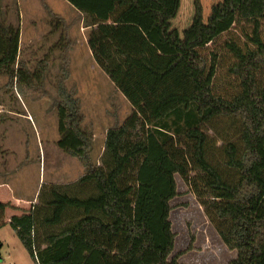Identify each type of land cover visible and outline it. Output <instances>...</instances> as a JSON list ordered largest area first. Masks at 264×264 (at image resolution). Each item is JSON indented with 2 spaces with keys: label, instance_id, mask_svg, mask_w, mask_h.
Instances as JSON below:
<instances>
[{
  "label": "trees",
  "instance_id": "trees-1",
  "mask_svg": "<svg viewBox=\"0 0 264 264\" xmlns=\"http://www.w3.org/2000/svg\"><path fill=\"white\" fill-rule=\"evenodd\" d=\"M65 1L90 28L94 62L132 112L106 131L94 164L79 101L65 87L71 43L63 45L57 146L85 173L70 184L42 185L37 204L8 222L12 207L0 202V229L8 225L36 264H184L178 261L183 252L172 255L169 221L178 175L222 244L236 253L227 264H264V0H222L206 23L193 0L182 39L168 31L174 11L164 0H149L154 7L139 0ZM241 22L252 28V47L228 45L233 82L217 92L215 62L205 49ZM19 38V25L0 9V76L25 96L46 63L33 73L22 67Z\"/></svg>",
  "mask_w": 264,
  "mask_h": 264
},
{
  "label": "rangeland",
  "instance_id": "rangeland-1",
  "mask_svg": "<svg viewBox=\"0 0 264 264\" xmlns=\"http://www.w3.org/2000/svg\"><path fill=\"white\" fill-rule=\"evenodd\" d=\"M164 1L169 11H174L168 21V31L175 30L182 39L183 31L191 25L194 16L193 0ZM199 1L206 23L211 7L222 0ZM139 2L142 6L154 7L149 0ZM0 9L9 23L19 27L21 23L20 65L33 73L46 63L41 81L33 82L36 87L29 95H19L14 82L11 83L7 75L0 76V186H3L0 200H10L6 194L11 188L14 203L20 207L19 212H13L21 215L37 204L42 185L70 184L85 173L77 159L57 146L58 118L54 101L63 45L68 41L71 43L67 51L69 77L65 87L79 101L82 127L92 139L90 156L94 164H100L106 131L121 125L131 114L132 107L103 72L97 68L91 70L90 59L86 56L87 33L82 29L85 27L82 16L65 0H0ZM48 10L59 14L63 26H55L56 21ZM251 30L245 22L234 24L206 47L208 60L213 58L215 62L213 83L217 92L229 91L233 82L228 72L233 61L228 45L252 47L247 37ZM262 31L264 33V22ZM174 178L177 195L170 201L169 214L175 234L172 255L183 252L178 261L184 264H223L222 261L229 258L227 254L219 256L215 247L212 254L217 256H213L206 248L210 242L214 247L212 239L208 242V235L214 233L216 239L221 240L209 224L203 208L184 181L178 175ZM10 209L16 210L14 207ZM0 243L1 260L12 264H36L9 226L0 229ZM189 245L192 250L185 253ZM214 258L218 262L215 263Z\"/></svg>",
  "mask_w": 264,
  "mask_h": 264
},
{
  "label": "crops",
  "instance_id": "crops-1",
  "mask_svg": "<svg viewBox=\"0 0 264 264\" xmlns=\"http://www.w3.org/2000/svg\"><path fill=\"white\" fill-rule=\"evenodd\" d=\"M56 15L59 16V14H56ZM79 15H80V14H79ZM60 16L63 17L62 15H60ZM80 17H81V16H80ZM81 19H82V17H81ZM82 29H83L84 32L87 33V37H88V33L90 32V28H89V27H82ZM87 37L85 38V46H86V56H88V58L90 59V62H89V64H90V68H91V70H95V69L97 68V70L101 71V70L96 66V64H95V62H94V59H93L92 54H91V51H90V49H89V47H88V45H87ZM22 38H23V33H22V30H21V23H20V38H19V43L22 41ZM79 62H81V61L79 60ZM101 72H102V71H101ZM107 78H108V77H107ZM127 102H128V101H127ZM2 188H3V186H0V189H2ZM11 194H13V191H12L11 188H10V191L8 190L6 196H7V197H11V198H10V200H5V201H3V203H10L12 207L16 208V210L8 209V211H6V213H5V216H6V218H5V222H8L9 219H10L12 216H15V215L18 216V214H14V212H19L17 209L20 208L18 205H16V204L14 203V198L12 197L13 195H11ZM0 196H1V195H0ZM7 199H8V198H7ZM0 201H1V200H0ZM1 202H2V201H1ZM13 211H14V212H13ZM5 226H8V225H5ZM5 226H3L2 228H4ZM2 228H1V229H2ZM11 230H12V229H11ZM207 238H208V242L211 241V239L214 241V247L211 245V242H210L209 246H206V248H208V249L210 250L208 253H211V255H213V256H215V255L217 256V254H212V251H214L213 249L216 247L215 250H218V252H219V256H220V254H223V255H226V254H227V255L229 256L228 260H226V261H222L223 264H227L230 260H232V259L235 258V256H236L235 252H234V251H229L228 249H226V247L222 244V242L219 241L218 239H216L214 233L208 235ZM0 245H1V248H2V243H0ZM194 247H196V246H194ZM1 248H0V249H1ZM225 250H226V251H225ZM214 262H215V263L218 262V259L214 258Z\"/></svg>",
  "mask_w": 264,
  "mask_h": 264
},
{
  "label": "built area",
  "instance_id": "built-area-1",
  "mask_svg": "<svg viewBox=\"0 0 264 264\" xmlns=\"http://www.w3.org/2000/svg\"><path fill=\"white\" fill-rule=\"evenodd\" d=\"M1 264H12L11 262H9V261H7V260H4V259H2V262H1Z\"/></svg>",
  "mask_w": 264,
  "mask_h": 264
}]
</instances>
